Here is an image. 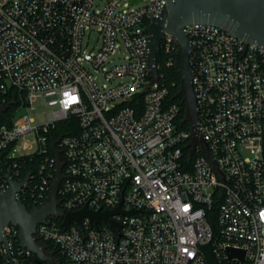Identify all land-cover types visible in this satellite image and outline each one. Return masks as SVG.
<instances>
[{
    "label": "built area",
    "instance_id": "2783aa9c",
    "mask_svg": "<svg viewBox=\"0 0 264 264\" xmlns=\"http://www.w3.org/2000/svg\"><path fill=\"white\" fill-rule=\"evenodd\" d=\"M167 4L0 0V93L12 89L19 101L0 125V191L25 181L15 197L35 207L57 185L62 213L34 233L48 264H211L209 253L218 264H264V45L213 23L183 26L198 138L178 123L158 62L156 78L148 66V26ZM178 47L165 31L166 65H176ZM39 97L53 106L45 121L17 115ZM37 156L23 177L22 160ZM84 206H120L109 215L118 229L89 216L66 229L65 214ZM3 236L0 264L34 263L18 225L6 224Z\"/></svg>",
    "mask_w": 264,
    "mask_h": 264
},
{
    "label": "water",
    "instance_id": "95a60500",
    "mask_svg": "<svg viewBox=\"0 0 264 264\" xmlns=\"http://www.w3.org/2000/svg\"><path fill=\"white\" fill-rule=\"evenodd\" d=\"M167 7L163 10L161 18L149 23V50L148 66L154 77L158 76L157 55L160 51L164 32L173 34L174 42L179 45L175 54L176 67L181 76V93L186 101V114L194 134L201 138L198 130V113L196 95L193 88V61L190 58L191 36L183 30L189 23H213L234 33L247 43L264 45V0H167ZM2 111H0L1 113ZM208 149L207 142L202 139ZM11 186L0 191V241L4 240L3 229L12 222L19 226V239L23 247L35 254L33 264H48L52 258L43 246L35 239L34 233L37 225L44 222L49 215H61L57 207V185L51 193V199L44 205L35 206L30 210L26 203L15 197L16 191L25 185V181L18 182L10 179ZM120 206L113 210L92 211L87 206L69 211L64 216V227L69 228L72 220L81 224L85 216L98 223L104 220L114 229L118 223L109 218L114 212H120ZM135 210L128 211L132 214ZM231 256H244V250L229 248Z\"/></svg>",
    "mask_w": 264,
    "mask_h": 264
},
{
    "label": "trees",
    "instance_id": "16d2710c",
    "mask_svg": "<svg viewBox=\"0 0 264 264\" xmlns=\"http://www.w3.org/2000/svg\"><path fill=\"white\" fill-rule=\"evenodd\" d=\"M157 62L160 65V73H163L164 76L162 81L169 87L168 100L174 103L179 104L180 106V115L178 117V123L181 127L188 128L190 127V119L186 114V101L184 99V94L181 93V76L178 72L176 65H166L165 56L161 51L157 55ZM17 93L10 89L7 93H0V108L4 110L0 113V125L10 124L13 121V111L18 104ZM64 123H60L61 126ZM0 154L4 158L6 152L0 151ZM41 157L37 156L33 159L22 160L21 163V175L24 177L29 172H34L41 161ZM28 208L32 210L34 205L32 203H26ZM217 204L213 210L209 211V216L211 221L215 219V212L217 211ZM213 226H214V222ZM57 255V253H55ZM209 259L211 264H218L215 258L211 253H209Z\"/></svg>",
    "mask_w": 264,
    "mask_h": 264
},
{
    "label": "rangeland",
    "instance_id": "374dc122",
    "mask_svg": "<svg viewBox=\"0 0 264 264\" xmlns=\"http://www.w3.org/2000/svg\"><path fill=\"white\" fill-rule=\"evenodd\" d=\"M97 37V34L96 32H93L92 33V36H91V42H93ZM98 80L100 83H102L104 81L103 79V76L102 74H99L98 75ZM35 110H30L29 107H24V108H21L18 112H17V115H22V114H25V113H33V116L35 117L36 119V122H43L45 121L46 119V114L52 110L53 106H49L47 104H44L42 102V98L39 97L36 101H35ZM30 138H32L31 136H29ZM29 139V138H28Z\"/></svg>",
    "mask_w": 264,
    "mask_h": 264
}]
</instances>
